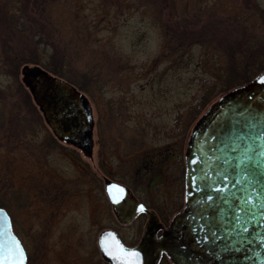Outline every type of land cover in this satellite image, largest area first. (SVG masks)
Returning <instances> with one entry per match:
<instances>
[{
	"label": "rangeland",
	"instance_id": "rangeland-1",
	"mask_svg": "<svg viewBox=\"0 0 264 264\" xmlns=\"http://www.w3.org/2000/svg\"><path fill=\"white\" fill-rule=\"evenodd\" d=\"M6 1L24 26L0 35V207L27 264H101L92 248L99 233L110 227L129 241L139 224L115 220L103 179L154 198L196 119L263 72L264 53L248 67L250 80L232 81L221 38L238 17L253 32L249 46H264V0ZM32 46L31 57L62 62L82 86L94 120L91 158L56 138L24 87L14 59ZM170 184L160 188L166 219L177 203Z\"/></svg>",
	"mask_w": 264,
	"mask_h": 264
},
{
	"label": "water",
	"instance_id": "water-1",
	"mask_svg": "<svg viewBox=\"0 0 264 264\" xmlns=\"http://www.w3.org/2000/svg\"><path fill=\"white\" fill-rule=\"evenodd\" d=\"M21 81L56 138L75 143L76 140H71L69 134L84 131L86 151L90 152L94 142V120L84 93L71 82L41 67L24 65ZM261 81H264V70L250 82L225 91L194 124L185 153L186 205L171 220L170 229L175 230L187 221L193 234L200 232L201 225H206L205 203L209 204L210 197L215 194H219L227 205L232 197L237 201L240 207L235 217L238 220L231 221V230L240 235L246 230L242 222L250 225L252 219L255 221L262 214L264 83ZM241 143L247 144L245 161L241 159V154H234ZM241 164L246 165L248 171L242 170ZM104 182L106 196L121 222L129 223L139 212L147 213L148 222L142 240L149 241L160 221L156 213L148 210L128 187L118 181L106 177ZM10 218L7 210L0 207V264H26L25 249L13 232ZM98 243L105 258L113 255L119 244L115 232L110 229L99 233ZM172 259L175 264H188L176 254L172 255Z\"/></svg>",
	"mask_w": 264,
	"mask_h": 264
},
{
	"label": "flooded vegetation",
	"instance_id": "flooded-vegetation-1",
	"mask_svg": "<svg viewBox=\"0 0 264 264\" xmlns=\"http://www.w3.org/2000/svg\"><path fill=\"white\" fill-rule=\"evenodd\" d=\"M199 118H197L196 121L199 120ZM84 136V131L79 133L73 132L72 134H69V137L71 140L75 139V143L65 140L63 141L75 145L76 148L85 152L87 156L91 158L93 151L92 149L90 152L86 151L87 148ZM179 147L180 148L176 154L177 159L172 162L168 161L162 170L165 180L154 185V195L152 196L154 198L152 200L148 197L149 192H143L145 197H147V199H145L140 191L135 192L130 189L128 185L126 186L120 183L128 187L137 200H140L148 210H152L158 216V220L160 221H158L154 229V235L150 237L149 241L145 242L142 240L146 222H148L146 212H139V214L132 221H129V223L121 222L115 216L114 212L113 215L115 220L122 226L129 224L132 225L138 221L139 224L137 228H135L133 238H130L129 241L125 240L118 231L110 229V227L106 228L105 230L110 229L115 232L119 244L114 250V254H111L109 258H105L101 252L97 238L96 244L98 245L95 247L94 242L92 243V248H94L93 250L95 254H98L95 255L97 260L101 264H175L172 255L176 254L179 256L180 260H187L188 264H264V208L262 209V214L257 220L254 221V219H252V221L249 222L250 225L245 222L241 223L245 226L246 230L245 233L240 235L231 230V225L233 224L231 221L233 220L236 222L235 219H237V217H235V213L239 211L240 207L237 204V201L232 197L230 203L227 205L219 194L214 193L215 195H212L209 199V204L205 203L207 208V219H204V222L206 225H201L199 228H202L200 232L193 234L187 221L175 230L170 229L171 220L177 213L183 210L186 205L185 153L187 142L184 143L182 141ZM246 147L247 144L241 143L237 151L234 152L235 155L241 154V159L244 161L246 160ZM172 168L174 169L173 173L171 171ZM241 169L248 171V167L243 164H241ZM169 181L173 191L175 190L176 196H174L177 199V203L174 208L175 210H173V214L166 219L162 218L160 213H169L170 209L167 210L168 206L163 199L165 197L162 196L164 191L160 188ZM103 183L105 182L103 181L102 184ZM145 186L148 188V183ZM103 187L105 192V184ZM208 195L210 194L208 193ZM262 207H264V205ZM111 209L113 211L112 206ZM231 215L232 217H230ZM25 248L26 247H24V249Z\"/></svg>",
	"mask_w": 264,
	"mask_h": 264
},
{
	"label": "trees",
	"instance_id": "trees-1",
	"mask_svg": "<svg viewBox=\"0 0 264 264\" xmlns=\"http://www.w3.org/2000/svg\"><path fill=\"white\" fill-rule=\"evenodd\" d=\"M9 8H10L9 3H7L6 0H5V2L0 4V35H2V36H6L8 34L7 32H5L6 29L9 32V30H13V27L16 25H18V27L16 29V33H12V34H14V35H17V33L20 34V32H22V29L24 26V23L22 22L23 18L18 17L17 15L15 16V13L13 11H9ZM255 9L259 10L256 7H255ZM237 19H238V17H237ZM237 19H235V17H234V20L237 22H236V24L235 23L233 24V27H234V29L232 30L233 32L229 33L230 31H228V29H227L224 32V34L221 38V41L224 42V40H225L226 48H227V52H228L227 53L228 54L227 55L228 61L230 63L232 62L231 66H230V73H231L232 81H235L236 77L241 78L242 81H244V80L248 81L252 78V76L255 75V74L252 75L251 73L250 74L247 73L248 67L251 65V63L255 62V59L258 60L259 57H261L260 54L264 53V46L263 45H260L257 47L256 46H254V47L249 46L247 39H249L248 38L249 33H253V32L248 26L245 25V23L243 21H239ZM42 26L44 27V25H42ZM213 28H214V26H212V32H214ZM236 28L241 29V31H243L245 33L246 38L244 37L242 39V37L237 36L240 34L241 31H238ZM213 36H216L215 33L213 34ZM27 47H30V46H27ZM28 51H27L28 53H26V54L24 53V55H23L24 57H22V58L19 57L18 59H16V58L14 59V61L17 62V66L20 64L26 65L28 63H31V65H32L31 67H35V68L41 67V68L51 72L52 75L57 76V77H62V79H65L69 83L71 82L74 86L77 85L78 87L79 86L82 87L81 85H78L75 82V80H73L72 78L69 77L70 75L67 72H65V70H64V67L66 65H63L62 62H61V64H59V66L56 65L57 61L50 62L48 64L42 63V61H40V60L36 61L35 58L31 57V55H34V53L37 52L33 46H32V49L29 48ZM31 52H32V54H31ZM57 54H58V50L55 49L53 56H52V60H55V58H57ZM236 63L239 66V68L236 67ZM62 65H63V67H62ZM59 67H62V68H59Z\"/></svg>",
	"mask_w": 264,
	"mask_h": 264
},
{
	"label": "snow or ice",
	"instance_id": "snow-or-ice-1",
	"mask_svg": "<svg viewBox=\"0 0 264 264\" xmlns=\"http://www.w3.org/2000/svg\"><path fill=\"white\" fill-rule=\"evenodd\" d=\"M262 83H264V81H261Z\"/></svg>",
	"mask_w": 264,
	"mask_h": 264
}]
</instances>
